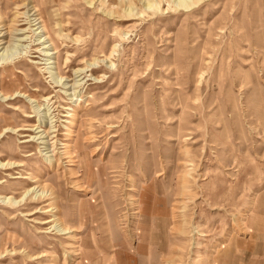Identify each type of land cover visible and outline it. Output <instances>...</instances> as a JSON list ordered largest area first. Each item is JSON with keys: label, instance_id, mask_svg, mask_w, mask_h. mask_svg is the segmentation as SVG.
Wrapping results in <instances>:
<instances>
[{"label": "rangeland", "instance_id": "1", "mask_svg": "<svg viewBox=\"0 0 264 264\" xmlns=\"http://www.w3.org/2000/svg\"><path fill=\"white\" fill-rule=\"evenodd\" d=\"M0 14V264H264V0Z\"/></svg>", "mask_w": 264, "mask_h": 264}, {"label": "bare ground", "instance_id": "2", "mask_svg": "<svg viewBox=\"0 0 264 264\" xmlns=\"http://www.w3.org/2000/svg\"><path fill=\"white\" fill-rule=\"evenodd\" d=\"M193 0H172V2L176 3L177 6H180V5H183V6H187L189 4L192 3ZM145 2V5L146 6H152L153 4H155V0H144ZM32 15H34V18L32 19L35 23L33 24H38V26L36 27L37 28H40V32L42 34H40V36H43L44 35V39L43 41H41V43L43 42V45L48 43V45H44L43 48H49L52 46V42H51V39L50 37L48 36L47 32H46V28L43 24V20L41 19V17L38 15V14H35V12L32 13ZM32 22V21H31ZM30 23V22H29ZM15 25V24H14ZM32 26V24H31ZM25 30V29H24ZM22 29H19L17 27H14L13 25H6V23H4L3 21V17L2 15L0 14V60L1 59H4L5 56H6V52L9 50L8 46L11 42V40L14 38L13 37V34H18L20 33L21 31H24ZM27 32V31H25ZM39 32V33H40ZM23 33V32H21ZM20 33V34H21ZM31 33V32H30ZM63 34H61L62 36ZM12 43V42H11ZM13 44V43H12ZM50 46V47H49ZM53 48V46L51 47ZM56 52V50H54ZM47 56V55H52V53H49L48 50L44 52V56ZM50 61V60H49ZM52 63V62H51ZM90 65V64H89ZM90 67V66H89ZM82 69H76V73L77 72H81L82 73ZM80 73V74H81ZM74 110V109H73ZM27 129V128H25ZM68 129V128H67ZM21 130V129H20ZM28 130H31V129H28ZM33 130V129H32ZM6 131V130H5ZM54 130H50V128L42 131V133L39 135L38 138H47L49 137V133L50 132H53ZM41 132V131H40ZM52 134V133H51ZM25 136V135H24ZM46 141H44L45 143ZM41 143V142H40ZM69 150V149H68ZM51 160V159H50ZM12 163V162H11ZM10 163V164H11ZM3 165H5V163H2ZM19 165V164H17ZM16 165V166H17ZM21 166V164H20ZM34 179V178H33ZM38 179V178H37ZM35 179V181L37 180ZM39 184V183H38ZM42 188V192L44 193V197L48 196L47 198L50 199H53L50 204V208L46 207L44 212L48 211L49 212V217L43 221V223H51L52 225L49 226V228L52 227V229H49V230H55L57 229V232L59 234H68V233H72V228L70 227H67V226H64L63 225V220L61 219L62 217L60 216V208L59 206L57 205L56 203V198H57V192L55 191V189H53L52 186H48L46 184H42L41 183L38 185ZM45 186H47L48 188H45ZM29 190V189H28ZM34 198V197H33ZM45 199V198H44ZM50 202V201H49ZM38 209V208H37ZM47 231H42V232H47L48 233V229H46ZM74 231V230H73ZM50 232V231H49ZM74 236V234L72 235ZM75 252V250L73 251ZM40 256V255H39Z\"/></svg>", "mask_w": 264, "mask_h": 264}]
</instances>
